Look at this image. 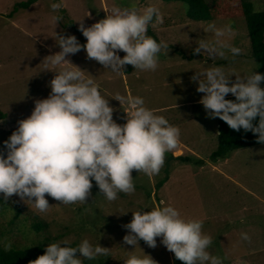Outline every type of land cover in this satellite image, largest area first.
Here are the masks:
<instances>
[{
    "label": "rangeland",
    "instance_id": "374dc122",
    "mask_svg": "<svg viewBox=\"0 0 264 264\" xmlns=\"http://www.w3.org/2000/svg\"><path fill=\"white\" fill-rule=\"evenodd\" d=\"M24 1L27 0H0V111L6 114L0 119V152L5 157L4 141L18 128V121L31 115L35 100L48 98L51 92L48 85L55 73L44 70L42 62L61 50L57 35H75L84 45L87 40L77 21L84 19L85 27H90L106 18L104 9L114 5L139 8L154 5L164 22L153 33L156 39L169 45L168 54L163 50L159 54L155 71L135 70L132 65H126L123 73H114L87 59L83 49L66 59L99 85L101 94L116 109L113 118L117 123H126L127 114L120 102L112 98L117 93L125 96L130 93L142 97L146 107L178 126L179 147L168 154L185 155L191 161L171 159L169 179L159 189L156 185L165 175L166 161L160 173L151 179L134 170L135 192L119 193L113 202L98 195L94 180L92 197L87 204L62 205L46 195L51 207L45 213L13 195L7 207L0 211V230L4 231L0 242L20 246L36 239L44 240L46 236L56 242L68 239L71 246H77L82 239H88L94 246L100 243L110 249L108 256L98 257L105 262L124 264L131 255L147 254L157 264H174V253L167 250L160 237L154 249L140 241L136 247L123 241L129 230L122 226L131 222L132 212L150 211L162 206L163 201L177 208L183 218L204 222L203 232L213 240L208 251L219 256L222 264H264V144L235 149L214 161L209 159L218 145L217 118H208L199 103L205 94L197 91L199 82L191 80L196 72L216 66L223 67L229 75L243 77L253 71L264 75V66L252 55L245 18L191 21L187 19V4L178 0H36L28 8H16ZM249 1L256 10L264 11V0ZM53 3L61 4V8L53 11L50 7ZM211 24L231 25L232 34L226 40L241 49L240 55L233 58L227 53V60L212 61L205 53L194 54L200 39L214 41V34L208 30ZM118 54L121 58L126 55L122 51ZM235 79L231 77L232 82ZM17 208L25 217L22 226L41 220L48 223L45 232L33 235L21 230L20 220L13 219ZM242 233L251 237V243L241 239Z\"/></svg>",
    "mask_w": 264,
    "mask_h": 264
},
{
    "label": "clouds",
    "instance_id": "9594fccd",
    "mask_svg": "<svg viewBox=\"0 0 264 264\" xmlns=\"http://www.w3.org/2000/svg\"><path fill=\"white\" fill-rule=\"evenodd\" d=\"M50 7L56 11L61 4ZM104 10L106 18L90 27H85L84 19L77 21L86 44H80L75 35H57L61 50L44 58V70L55 73L48 85L51 92L48 98L35 100L31 115L19 120L18 128L4 141L6 157L0 152V195L5 203L17 195L24 203L34 204L40 213L51 207L46 195L62 205L87 204L93 180L98 195L113 202L119 193L135 192L134 170L151 179L160 173L166 154L179 147L180 128L146 107L142 97L117 93L112 98L127 114L126 123H117L113 118L116 109L101 94L99 85L66 59L83 49L87 59L114 73H123L126 65L142 71L158 68L159 54L162 50L167 53L169 45L147 33L149 27L163 24L159 9L154 5H114ZM208 30L214 34V41L200 39L194 54L205 53L212 61L227 60V53L233 58L241 54L240 48L226 40L232 34L230 24H211ZM120 51L126 53L123 58ZM232 76L236 77L234 82ZM191 80L198 81L197 91L205 94L199 103L208 118H219L237 132L250 131L257 135V143L264 144V75L254 71L243 77L229 75L216 66L196 72ZM229 93L235 100L226 99ZM257 118L258 124H254ZM161 205L150 211L132 212L131 222L122 226L129 230L124 244L136 247L143 240L154 249L160 237L183 264H222L219 256L208 251L213 240L203 232L202 220L185 219L177 208L163 201ZM241 239L251 243L247 233H242ZM11 247L7 243L4 249L10 251ZM109 253V248L100 243L94 246L88 239L77 246L65 239L47 244L44 254L29 264H83V259L94 260ZM124 264L157 261L147 254L131 255Z\"/></svg>",
    "mask_w": 264,
    "mask_h": 264
},
{
    "label": "trees",
    "instance_id": "16d2710c",
    "mask_svg": "<svg viewBox=\"0 0 264 264\" xmlns=\"http://www.w3.org/2000/svg\"><path fill=\"white\" fill-rule=\"evenodd\" d=\"M36 0H27L20 2L16 5V8H28ZM172 1V0H165ZM187 4V19L191 21H205L212 18H227L243 16L246 20L248 35L250 38L251 52L259 63L264 66V11H258L253 6V3L249 0H178ZM12 16V15H11ZM148 33L156 39L153 28L149 27ZM160 41L158 38L156 39ZM226 99L235 100L233 95L226 96ZM6 114L0 111V119L5 118ZM258 119L254 121V124H258ZM217 130H218V145L217 148L211 153L210 159L212 161L217 160L220 157H225L229 152L252 145H257V135L252 132H245L241 129L239 132L229 128V126L217 118ZM168 154V153H167ZM169 155V154H168ZM175 160L178 162L189 163L191 158L185 155L174 156L173 154L165 160L167 167L165 175L157 182V188H161L163 184L169 179L170 169L169 161ZM202 162V160H199ZM7 203L4 202L3 196L0 195V211L7 207ZM21 209L17 208L14 214V220L19 219L20 229L33 235L43 233L48 227V223L37 220L32 221L28 226H22L25 217L21 215ZM11 220L12 223L14 220ZM4 232L0 230V234ZM46 237V236H45ZM44 240L36 239L30 244L12 246L10 251H5L4 246L0 242V264H29V261L37 259L40 255L44 254L47 244L55 243L56 239L45 238ZM140 242L145 243L143 240ZM74 246V245H72ZM83 264H112L105 262L102 258H96L94 260L83 259ZM174 264H183L182 261L176 259Z\"/></svg>",
    "mask_w": 264,
    "mask_h": 264
},
{
    "label": "crops",
    "instance_id": "0c3cea01",
    "mask_svg": "<svg viewBox=\"0 0 264 264\" xmlns=\"http://www.w3.org/2000/svg\"><path fill=\"white\" fill-rule=\"evenodd\" d=\"M210 159V158H209ZM202 165V164H201ZM214 165H216V164H214ZM212 167H214V166H212Z\"/></svg>",
    "mask_w": 264,
    "mask_h": 264
}]
</instances>
